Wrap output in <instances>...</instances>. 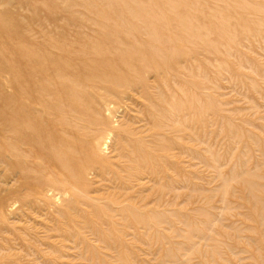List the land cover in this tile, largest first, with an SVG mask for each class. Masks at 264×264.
Instances as JSON below:
<instances>
[{
  "label": "rangeland",
  "instance_id": "1",
  "mask_svg": "<svg viewBox=\"0 0 264 264\" xmlns=\"http://www.w3.org/2000/svg\"><path fill=\"white\" fill-rule=\"evenodd\" d=\"M63 40L133 78L43 117L73 172L4 123L19 53ZM0 264H264V0H0Z\"/></svg>",
  "mask_w": 264,
  "mask_h": 264
},
{
  "label": "bare ground",
  "instance_id": "2",
  "mask_svg": "<svg viewBox=\"0 0 264 264\" xmlns=\"http://www.w3.org/2000/svg\"><path fill=\"white\" fill-rule=\"evenodd\" d=\"M7 24L8 23H4L3 25L6 28H9L8 30L10 31V27L6 26ZM102 30L103 29H101V31ZM102 33H103V37L105 38L104 31H102ZM53 44H54L53 47H55L54 49L57 50V53H55L54 55L50 54V51L49 52L46 51L47 49L46 50H42V48L25 49L23 50L24 52L19 53V56L18 54L15 55L18 56L17 58H20V60H22V64H20L21 65L20 69L19 67L10 69L11 72L10 84L15 89V91L11 94V98L13 95L15 96V94L17 95L18 93L21 95L20 99L15 98L11 102V105L7 108L4 119L5 121L4 123L6 124V129H8L10 133H12V138H9L10 141L9 152L12 155L14 154L15 155L14 157H17L16 154L19 155V153L17 152V148L22 147L20 146L19 143L17 144L18 141L15 139L17 137L20 138L23 137L25 135L23 130L26 128H30V129L35 128V131L37 132L39 128L42 129V127L46 123L45 122L46 120L43 119V117L44 116L46 117L47 114H55V113L61 114L62 111H65L66 115L68 113L71 114L77 113L78 115H81L82 118L83 114L85 115L87 113L86 111H89L90 106L92 105V103L90 102L92 100L88 98L89 96H87V86H91L97 89H102L107 92H113L110 91L112 87L113 89L114 87L115 88L118 87L119 89L122 86L124 87L127 86L129 90L132 89L133 87L132 85L133 78H129V76L127 75V74L131 75V74L125 72L126 70L123 71L121 69V66L124 68L126 65L124 60L121 58L120 63H118V59L116 61H113L112 59L108 60V57L107 58L103 57L106 55V53L104 47L103 48L101 47V44L99 45L98 43H90V44L77 43L76 45H73L75 46L73 48H71L70 44L69 45L66 44L65 40L61 42L60 41L53 42ZM118 64L120 67H118ZM133 72H135V69H133ZM102 84L104 86H102ZM55 100H57V102ZM62 117H57L58 119L56 118V121L59 122V120H61ZM64 118L66 117H63L62 119ZM54 120L55 119L52 118L51 121H53L54 123ZM48 122L49 121H47V123ZM57 123L55 124V126L57 125ZM63 124L64 123H62V125ZM44 127H46V125ZM52 128H53V124H52ZM58 128L56 130H58ZM46 129L49 128H43L42 132L39 131L40 133L35 132L36 136L34 137L31 136L32 140H28L31 142L28 144H30L31 147L32 145L34 147L31 148V151L32 149H35L36 151L34 152L35 153L37 152L36 154L38 158L45 159L44 156L47 155L50 156L51 153L54 151V150L51 151L52 149L51 147L49 150H47L48 146L44 145L48 143V140H50L49 139L50 135H48L49 133L44 132ZM52 131L53 130H51V132ZM51 132L50 134H52ZM42 133L43 136L41 137ZM28 134L31 133L28 132ZM14 136L16 138H14ZM51 136H52L51 139L54 140L55 135H51ZM22 139L23 140L25 139L27 143L26 137H23ZM66 141L67 143L69 142V140L67 139ZM21 142L22 141H20V143ZM49 143H52L53 145L54 142L52 141ZM43 150H46L44 156L42 153ZM63 150L65 149L62 148V152ZM65 151L63 153H66ZM72 152L74 153V151ZM12 155L10 156L12 157ZM30 156H33V154ZM47 159H49V157H47ZM50 159H53L57 163L60 162L58 160H55L57 158L54 159V157ZM50 159L48 160V162L50 161ZM50 163H53V161H51ZM50 163L48 164V167L46 164L47 169L49 168V165H54V164L57 165V163L54 164H50ZM63 163H64L63 165L62 164L60 165L58 163L60 166H63V168L66 170L63 171L73 172V170H75L71 168L70 163H67L64 160V158H63ZM50 167L52 168V166ZM47 171H49V169Z\"/></svg>",
  "mask_w": 264,
  "mask_h": 264
}]
</instances>
